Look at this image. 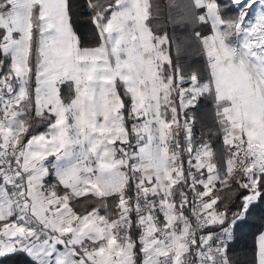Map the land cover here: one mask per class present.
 I'll return each instance as SVG.
<instances>
[{"label": "snow or ice", "instance_id": "1", "mask_svg": "<svg viewBox=\"0 0 264 264\" xmlns=\"http://www.w3.org/2000/svg\"><path fill=\"white\" fill-rule=\"evenodd\" d=\"M168 8L200 68L179 63L157 0H0V258L231 264L264 200V0Z\"/></svg>", "mask_w": 264, "mask_h": 264}, {"label": "trees", "instance_id": "2", "mask_svg": "<svg viewBox=\"0 0 264 264\" xmlns=\"http://www.w3.org/2000/svg\"><path fill=\"white\" fill-rule=\"evenodd\" d=\"M82 2V0H81ZM161 5V15L158 20L154 21L161 26V30L167 28L169 36H175L180 41L182 46V53L179 56V63L186 69L192 71L202 66V58L195 44L187 39L190 29L177 28L173 30V25L169 22V8L168 5L171 0H157ZM180 2V0H176ZM172 15H176V10H172ZM76 30L86 44L95 43L94 28L90 23V19L85 12L78 11L74 17ZM173 59H177L175 45L172 48ZM206 106L201 105L200 111L197 113L198 119L207 123ZM201 123H197L195 134L197 137L201 135ZM221 197L227 198L230 196L228 191H221ZM264 223V200L259 201L253 205L251 211L248 213L247 218L238 222L235 228L233 238L228 245V259L231 264H254V235L258 232ZM0 264H31L30 258L26 254L20 253L11 255L5 258H0Z\"/></svg>", "mask_w": 264, "mask_h": 264}, {"label": "crops", "instance_id": "3", "mask_svg": "<svg viewBox=\"0 0 264 264\" xmlns=\"http://www.w3.org/2000/svg\"><path fill=\"white\" fill-rule=\"evenodd\" d=\"M261 231H264V223H263L261 229H260L258 232H256L255 235H254V244H255V241H256V237H257V235H258L259 232H261Z\"/></svg>", "mask_w": 264, "mask_h": 264}]
</instances>
